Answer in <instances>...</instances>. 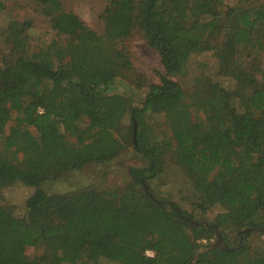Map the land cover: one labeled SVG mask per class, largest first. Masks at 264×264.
I'll return each mask as SVG.
<instances>
[{"label":"trees","instance_id":"16d2710c","mask_svg":"<svg viewBox=\"0 0 264 264\" xmlns=\"http://www.w3.org/2000/svg\"><path fill=\"white\" fill-rule=\"evenodd\" d=\"M32 1L58 39L34 46L31 21L1 34L0 191L20 183L33 193L24 216L0 204V264H264V250L244 243L198 253L216 230L224 241L225 230L264 233V0H112L103 35L57 14L58 0ZM135 31L164 69L158 83L142 78L140 106L116 91L132 67L117 46ZM208 53L231 85L202 75L186 92L173 78ZM128 116L148 167L123 187L58 190L70 173L119 154L114 133ZM169 161L193 186L194 212L220 210L213 224L146 194L142 181ZM30 248L42 253L28 258Z\"/></svg>","mask_w":264,"mask_h":264},{"label":"rangeland","instance_id":"374dc122","mask_svg":"<svg viewBox=\"0 0 264 264\" xmlns=\"http://www.w3.org/2000/svg\"><path fill=\"white\" fill-rule=\"evenodd\" d=\"M59 6L54 11L59 13H72L78 15L82 21L89 26L98 35L105 32V22L103 19L104 9L112 0H58ZM226 2L233 3L231 0ZM50 6L49 3H46ZM127 7V6H125ZM128 9V8H127ZM11 21L25 22L31 21L29 30L30 41L34 46L49 44L53 39H58L55 31L51 29L49 19L42 12L39 4L32 0H6V9L0 13V66L2 65L5 46L1 37L3 28ZM117 47L122 48L128 54L129 61L132 65L128 76L123 82L117 85V92L128 90L135 96V105L140 106V101L144 98L147 91L146 87H141L142 78L150 83H158V74L163 73L164 69L161 59L156 50L151 48L141 35L135 31L129 37L126 36L123 42ZM208 76L215 81L220 80L225 86L231 83L218 76V63L211 53L195 56L190 63L187 72L183 75L175 76L173 79L178 82L187 92L193 90L195 82L200 76ZM134 122L137 124L136 141L134 140ZM7 126V131L9 126ZM156 127H154V130ZM35 133V132H34ZM140 126L135 119L130 116L126 117L121 133H114L115 139L123 147L119 154L111 161L105 164H88L82 171H76L69 174L62 180L57 189L62 192L76 191L81 188H115L123 187L132 178L129 170L148 167V160L144 159L137 150L138 134ZM164 132H160L161 136ZM36 135V133H35ZM74 142V140H70ZM14 154H10L13 156ZM19 158L21 159V154ZM165 170L151 179L147 184L152 194L170 206L177 204L181 210L192 213L195 219L205 224H213L214 217L219 209L214 212L203 214L193 211V204L197 201V195L190 183L189 178L184 171L180 169L173 161H169ZM33 189L20 183H16L0 191V204L12 210L17 216H24L26 200L32 195ZM221 209V208H220ZM244 231H246L244 229ZM217 235L228 247H234L241 242L237 231L225 230L222 234L226 236L224 241L216 230ZM264 233L252 232L245 237L242 243L246 244L251 251L258 249L264 250ZM214 237L199 240L198 253L206 249ZM210 245V244H209ZM42 253V249L30 248L27 250L28 258H34ZM93 264V263H91ZM96 264H115L101 259Z\"/></svg>","mask_w":264,"mask_h":264},{"label":"water","instance_id":"95a60500","mask_svg":"<svg viewBox=\"0 0 264 264\" xmlns=\"http://www.w3.org/2000/svg\"><path fill=\"white\" fill-rule=\"evenodd\" d=\"M136 131H137V124H136V122H134L133 133H134V140L135 141H136ZM142 184H143V188H144L146 194L154 199V196L150 192L149 186L145 183V181H142ZM191 224H194V222H192ZM199 225H201V224H199ZM213 249L229 250V248L225 245L224 242L220 243L218 241H215V242H213V244L210 245V247L208 249L203 250V252H207L208 250H213Z\"/></svg>","mask_w":264,"mask_h":264},{"label":"flooded vegetation","instance_id":"af4514ba","mask_svg":"<svg viewBox=\"0 0 264 264\" xmlns=\"http://www.w3.org/2000/svg\"><path fill=\"white\" fill-rule=\"evenodd\" d=\"M129 175L132 177V170L130 171L129 170ZM206 226H208L207 224H206ZM218 233L216 232L215 233V238L214 239H212L211 240V242L209 243L210 245L211 244H213V242H215V241H218V242H223L222 240H221V238L217 235ZM250 234V233H249ZM264 235V234H263ZM245 238V237H244ZM244 238L243 239H241V242H240V244H242V241L244 240ZM209 244H206L207 246H208V248L210 247V245ZM208 248H206V249H208Z\"/></svg>","mask_w":264,"mask_h":264},{"label":"built area","instance_id":"2783aa9c","mask_svg":"<svg viewBox=\"0 0 264 264\" xmlns=\"http://www.w3.org/2000/svg\"><path fill=\"white\" fill-rule=\"evenodd\" d=\"M147 254H148L149 256H153V254H152L151 252H148Z\"/></svg>","mask_w":264,"mask_h":264}]
</instances>
